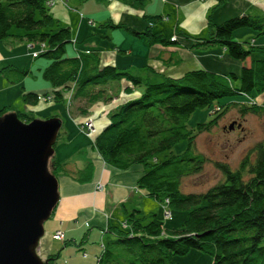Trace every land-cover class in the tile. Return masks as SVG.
Returning <instances> with one entry per match:
<instances>
[{
    "label": "trees",
    "instance_id": "trees-1",
    "mask_svg": "<svg viewBox=\"0 0 264 264\" xmlns=\"http://www.w3.org/2000/svg\"><path fill=\"white\" fill-rule=\"evenodd\" d=\"M146 0H127L139 8ZM224 0H218V5ZM150 25L138 32L122 23L108 21L103 27L131 31L149 38V43H170L163 33L155 32L153 19L160 16L142 15ZM209 35L197 37V47L220 44L234 60L251 65L242 68V74L228 76L209 70L196 69L185 72L180 78L163 76L160 81L150 82L128 71H120L115 65H101L100 51H85L78 56L67 55V46L74 41L71 27L62 26L53 16L47 0H0V41L14 37L31 44H40L45 50L39 54L49 60L42 71L54 91L56 102L63 101L65 92L72 85L76 98L83 97L89 103L104 97L96 88L111 80L127 78L134 86L144 87L138 97L114 109L111 123L106 125L93 140L102 157L119 170L126 171L136 165L144 167L137 184L146 194L168 204L176 211L188 213L181 229H167L158 216L140 210L128 215L125 227H112L114 234L103 252L97 255V264H178L173 255L188 253L193 248L212 256V264H264V141L256 143L240 161L237 168L227 162H214L224 178L207 192L187 194L181 191L185 176L199 174L210 160L202 153L193 152L200 133L209 131L229 108L217 111V119L209 124L200 123L192 129L187 120L200 108L212 106L219 98L252 91L264 93V46L251 45L234 40L238 28L251 27L264 32V18L251 14L236 15L220 24L209 18ZM19 29L21 34L13 32ZM200 44V45H199ZM263 56L255 58V55ZM7 66L4 75L13 67ZM23 76L30 71H20ZM235 80H239L237 86ZM253 97V96H252ZM39 94L26 92L23 102L37 105ZM236 104L241 115L260 113L258 105ZM88 113L87 108H83ZM8 107L0 110L3 116ZM24 122L31 120L28 114L15 111ZM219 113V114H218ZM186 140L188 152L182 156L160 158L161 155ZM56 149V146H55ZM54 158V157H53ZM52 174L65 171L64 164L55 158ZM149 219V220H147ZM66 245L69 242L65 243ZM60 253L48 257L50 264H59Z\"/></svg>",
    "mask_w": 264,
    "mask_h": 264
},
{
    "label": "rangeland",
    "instance_id": "rangeland-1",
    "mask_svg": "<svg viewBox=\"0 0 264 264\" xmlns=\"http://www.w3.org/2000/svg\"><path fill=\"white\" fill-rule=\"evenodd\" d=\"M57 2H61L62 3L61 5L66 7L65 10H67V13L62 12L57 14L58 17L63 16L61 20L59 19L60 24L62 26H65V23L66 25L70 24V27H72V29L75 31L77 27L76 24L80 23V20H82V16L80 15V13L85 15L83 16L85 20L84 22H82L83 26H85V28H83L84 31L81 33L80 36L81 38L79 40L76 35V32L73 31L74 34L73 37L75 39L72 43H70L67 46L68 56L70 57H74L75 55L78 56L79 55V53L77 54L78 51L81 52H85V51L88 52V50L89 51L95 50L98 52L100 51L102 66L113 64L116 67H118L120 71L121 70L128 71L131 74L133 73L135 75H139L142 77V79H146L150 82H154V80H152L153 77L157 78L158 76L157 74L159 73L158 71H156L155 68L149 65L145 67V64H148L146 60L150 59L152 56L157 55L158 48L165 50L167 49V50H171L172 52L173 51L176 52V50L181 48L182 44L184 45L186 44L184 42H188L186 38H184V41L179 40V35L177 32V24L180 23L176 22L177 21L176 11L174 10L173 8L174 5L171 4L172 1L170 0L169 3H165L162 0H146L144 10L141 8L142 15L154 16V14H157L160 16V18L153 19L152 29L155 32L163 33L167 39H170L171 42L165 44L160 42H155L150 44L149 38L146 37L145 35H141L140 37L136 34H133L131 31L129 32L128 30L123 28L115 29L111 27L108 28L103 27L104 26L103 24L109 18H112L114 21L117 22L119 16L121 15L120 13L125 9L132 8L134 10H139L137 7L133 6V4L126 3L127 6H125V3H123L121 0H102V1L90 0V1H86L87 3L81 1V3L83 4V9L85 8V10H83L81 6L80 9L76 11V7H78V5H76L72 0L70 1L47 0V4L51 8V13L53 14V16L55 13L54 5ZM255 2L258 5L254 4ZM247 4H250V6ZM251 4H254V6H251ZM246 5L249 6L248 10L251 13V15L264 18V0H256V1L255 0H224V2L219 5L217 1L216 4L211 5L209 7L208 18H210L212 21L216 22L217 24L222 23L228 18L236 17V15L245 14L246 12H243L241 10ZM175 8L177 7L175 6ZM74 10L76 11L75 13H73ZM168 10L172 12L169 13ZM219 18H221L220 22H218ZM174 23L177 24L175 25ZM140 24L141 23L135 25L140 26ZM148 24L150 25V23ZM174 25L176 26L175 31L173 27ZM146 27H144L142 30H145ZM13 29H14L13 32L15 31V33L21 34V31L19 29H15V28ZM206 31L207 33L210 32L208 30ZM196 36H198L199 38H204L202 35H196ZM233 38L236 41L239 40L244 42V46L248 48L251 45L255 44L254 40L258 38L264 39V32L261 31L260 29L257 30L251 27L238 28L234 32ZM0 44L2 48L4 47L6 50L7 48L8 49L10 48L11 49L10 51L14 53L17 52L18 54H20V58L18 59L20 61L14 63L15 65L12 62L14 66L11 67H13L14 71L13 70L8 71V74L4 75V72L2 71L6 69L9 70V68H6V66L3 65V63L0 64V100L5 101V98H7L9 100V102L7 101V103H11L10 105H12L14 108L17 107L20 110L21 108H23L24 105L22 101L23 100L22 97L24 94L22 90L24 87L29 88L33 85L35 86L34 88H36L42 85L44 86L47 84L49 85V83H47L48 81L47 82L44 81L42 77V72H43L42 70L46 68V66L49 63V60H46L42 56L33 57L35 52H38L40 54L45 50L44 49L45 47L40 44L33 45L31 43H28L27 41L21 42L14 37H10L7 40L0 41ZM13 45L14 47H11ZM191 48H192V53L193 54L195 53V55L199 54L198 52H195V50L203 49V48H197L196 45ZM191 48L189 49L191 50ZM221 48L223 49V46H221ZM127 50H130L131 52L128 53ZM10 51L5 52L4 50L0 49V53L5 54L7 57L12 55ZM29 52L31 54H29ZM201 52H203V50H201ZM254 55L255 58L263 57V56H258L257 54ZM173 56H174L173 59H175L178 56V54L174 53ZM217 56L219 57V59L223 58V55L220 53H218ZM235 61L240 62L242 65V61L240 60L238 61L235 60ZM15 67L20 71H24L26 69L31 73L27 76L25 75L24 78L21 73L18 74V72H16ZM240 70L242 71V68ZM240 70H238L237 73L238 77H240L242 74ZM149 72H153L151 77L147 76L149 75ZM7 83L10 84L9 88L7 87ZM235 83L237 86L240 85L239 80L237 81L235 80ZM119 84H121V86ZM127 84H129L130 87L126 86ZM130 88H132V90ZM143 89L144 87L142 86H134L133 84L130 83V80H128L125 77L122 78L121 80H111V82L107 83V85H103L96 88V92H103L105 98H101L98 101L89 103L88 100H85V98L83 97L76 98L75 96L76 88L75 85H72L70 89L65 92L63 101L56 102V100L54 99L55 97L53 96L54 93L53 89L51 91L50 90L47 91V93L44 94L38 93L39 103L48 104L52 102L56 107L48 108L41 112L33 109H29L25 112L24 111H20V112L24 114H28L29 118H31L30 121L38 120V119L49 120L50 118H61L63 126L60 128L59 137L55 144V146H57V144L63 141V137L65 135L63 131L65 129H67L68 131H70V129H73L74 124L71 125V121L73 120L72 115L84 113L82 111L83 108L84 109L87 108L88 111H90L89 113L90 116H87L84 123H82L81 126L82 130H85L84 127L86 126L88 120H92L94 125L96 124L94 117V115L96 114L98 115L97 116L98 118L99 116L102 115H103L102 117L110 118V120H108V124H110L111 115L114 112V109L122 105L124 102L130 101L131 100L130 98L133 99L134 95L136 94H138V96L141 95ZM263 99H264V93H258L255 90L252 91V95L250 96L243 93L233 94L219 98L218 101H215L212 104V106L208 108L197 109V111L190 116V118L187 120V126L192 129H197L196 127L198 126V124L200 123L209 124L210 121L217 119L218 117L217 111L219 112L220 109L225 110V108H229L227 113L223 115L222 118H220L217 123L215 122L213 123V125L211 126L213 128H211L209 131H204L200 133L199 136L197 137L195 145L192 148L193 152H195L196 154H200V153L204 154L210 160V162H208L205 165L203 171L200 172L199 174L185 176L182 178L181 180L182 192L187 194L207 192V190L212 188V186L221 182L224 178V174L215 167L214 162L216 161L227 162L229 163L231 168L238 167L243 156L248 151L253 149L251 147L252 143L254 144V142L257 141L259 137H262L263 135H260V131L256 130L255 123H253V125L255 126V130H253L251 134L248 130H246L245 123H243L245 129L243 128L244 130H242V128L240 129L238 127L239 125L237 121L236 124L234 125L235 127L233 129L231 128L229 129L230 124L235 122L233 121L230 123V121H232L235 118H241V117L245 118V116L250 115V114L245 116L241 115V113L239 112L240 109L236 107L235 103L240 105L247 104L250 106L255 104L258 105L259 107L260 106L264 107ZM9 110L11 113H15V111L11 107L8 108V111ZM10 112H6L2 117L6 116V114ZM223 123H230V124L224 126ZM251 123H252L251 121L248 122L249 125H251ZM261 126L262 125H260V128ZM72 131L74 132L75 129ZM82 132L85 133V131ZM85 134L89 136L87 133ZM97 136L98 135L95 134V136L94 135L92 136L93 138L89 137L90 143H93L94 142L93 140ZM187 148H188L187 141L182 140L178 142V144L175 145L171 149V151H168L166 154L161 155L160 158H168L171 156H182L188 152ZM100 156L102 155L100 154ZM53 157L54 158L56 157L55 153ZM53 157L50 158V161L48 163V172L50 174L52 173L53 170V166H51V163L54 159ZM103 160L106 163H108L104 158ZM64 166L72 167L74 165L69 166L68 164H66ZM58 176L60 175H57L55 177H57L58 185H59ZM98 188L101 191L105 190V187L102 185H99ZM144 198H146L147 200L144 202L145 205L144 209L146 211L145 214H149L150 212L156 214L158 216V220L159 221L161 220L165 228L169 230L171 229L178 230L182 228V226L184 225L183 222L188 216L187 212L182 210L176 211L172 207H169L166 203L160 201L158 202L157 199H155L153 196L150 195ZM55 208L54 210H56ZM165 210L171 211L172 216L170 218L166 217V214L164 213ZM87 229L90 232L88 237L84 238L85 242L83 243V247L78 245H72V246L70 245L67 248L68 253L64 254L58 259L59 264H65L66 262L64 261H68L69 264H97L96 256L94 255V253L98 251V254L100 255L104 250L103 248L105 246H108V243L110 241L116 240L114 234H112L109 230L105 231L104 228L101 229L99 227H96V229L93 228L91 229L90 227H87ZM58 232H62L64 234V237L62 238L54 237L55 234L57 233L56 231L52 235V239L56 241H60L61 243L62 242L66 243L65 232H63L62 230H59ZM43 239L44 236L41 238V242H43ZM84 253L88 254V256L85 258H83ZM39 256L41 257L40 253ZM172 257L174 262L178 264H212L213 263V259L211 255H208L205 252L203 253L202 251L195 248L190 250L188 253L183 254V256L173 255ZM46 260H48V258Z\"/></svg>",
    "mask_w": 264,
    "mask_h": 264
},
{
    "label": "crops",
    "instance_id": "crops-1",
    "mask_svg": "<svg viewBox=\"0 0 264 264\" xmlns=\"http://www.w3.org/2000/svg\"><path fill=\"white\" fill-rule=\"evenodd\" d=\"M72 1L76 5H78L79 8L76 7L77 11L81 6V8L83 9V4L81 3V1L86 2L90 0ZM121 1L125 3V6H127V0ZM170 1H172L171 4L174 5L173 8L176 11L177 21H175L180 23H174L175 25L177 24L179 40L184 41V38H186L188 42H184L186 44H182L181 48H179L180 50L178 49L176 50V52L158 48L157 55L152 56L150 59L146 60L148 64H145V67L149 65L155 68L159 73L157 74L158 76L156 75L157 78L153 77L152 80L160 81L163 79L164 74L172 78L182 77L185 72L196 69L209 70L223 76H228L230 75V73H235L238 77V70H240L244 66L251 65L252 61L250 57H248L245 62L242 61L241 65L240 62H236L234 59H232L229 55V51H227L224 47L222 49L220 44L201 45V47L197 48L203 49L195 50V52L199 53L198 55L192 53L191 47L195 46L198 43L196 39L198 36L196 35H202L205 38L208 37L210 33H207L206 31H209L208 9L211 5L216 4L218 0ZM61 4V2H57L54 5V17L60 20L63 16L61 15L62 17H58L57 14L62 12L67 13V10H65L66 7L62 6ZM254 4L257 3L255 2ZM254 4H251V6H254ZM247 5L250 6V4ZM247 5L241 10L243 12H246L245 14L250 13L248 10L249 6ZM175 6L177 8H175ZM142 9L144 10V8ZM83 10H85V8ZM76 11L74 10L73 13H75ZM141 11V8H139V10H134L132 8L125 9L120 13L121 15L119 16L117 22L112 18H109L106 22L113 21L117 24L122 23L128 28H132L138 32H141L143 31L142 29L144 27L149 26L146 20H144V18L142 17ZM171 12L172 11H169V13ZM80 15L82 16V20H80V23L76 24L77 27L75 31L71 27L72 33L73 31L76 32L78 40L81 38V33L84 31L83 28H85L82 23L85 20V18L83 17L85 15H83L82 13H80ZM151 16L153 15H150L149 17ZM154 16L159 15L154 14ZM221 18L218 19V22H220ZM139 23H141L140 26H137ZM213 23L215 24L216 22L213 21ZM175 25L173 26L174 31L176 28ZM65 26L70 27V24L66 25L65 23ZM262 39L258 38L254 40V45L264 46V39ZM11 47H14V45ZM189 48H191V50ZM0 49L4 50L5 52H9L11 50L10 48H7V50L4 47L2 48L1 44ZM201 50H203V52H201ZM10 52L12 55L9 57H7L5 54L0 53V64L3 63V65H5L6 67L14 66V63L20 61L18 60L20 58V54H18L17 52ZM127 52L130 53L131 51L127 50ZM174 53L178 54L179 57L177 56L175 59H173ZM218 53L223 55L222 59H219V57L217 56ZM29 54L31 53L29 52ZM12 62L14 65L12 64ZM30 73L31 72H29V74ZM152 74L153 72H149V75L147 76L151 77ZM119 85L121 86V84ZM9 86L10 84L7 83L8 88ZM126 86L130 87L129 84H127ZM34 87L35 86L33 85L29 88L24 87L22 92L24 94L26 92L44 94L47 93V91L52 90V86L50 85V83L49 85L47 84L45 86L42 85L40 87ZM132 88L130 89L132 90ZM135 96H138V94L134 95V97ZM7 101L9 102L7 98H5V101L0 100V110L4 109L5 107H11L14 111L18 110L25 112L29 109H33L41 112L48 108L56 107L52 102L48 104H41L38 102V104L35 106L27 103L25 104L23 102V108L19 110L17 107L14 108L12 105H10L11 103H7ZM89 113L90 111H88V113L72 115L73 120L71 121V125L74 124L73 129H70V131L65 129L63 131L65 134L63 137V141H61L56 146L55 159L60 164L62 163L64 165L68 164L69 166H74L65 167V171L59 174L60 176H58L60 201L55 208L56 210L53 211L52 216L44 224L46 233L43 242L40 243V246L38 248V252L43 259H47L49 255H53L55 253H60V257L64 254H67V248L70 245H78L83 247V243L85 242L84 238H87L90 232L87 227H90L91 229H96V227H99L101 229L104 228L105 231L112 227H124L127 224V219L129 217L128 215L135 212L137 213L138 210H140L144 214L146 212L144 209V202L147 200L144 197H147L148 194H146V192L142 189L138 188L137 184L138 178L144 174V167L141 165H136L130 169H127L126 171H122L112 166L111 164L106 163L103 160L102 156H100V153H98L93 146V143H90L89 136L82 132V123H84L87 116H90ZM97 116V114L94 115L96 121L95 134L99 135L102 131V128L108 125V120H110V118L102 117L103 115L99 116V118ZM233 121H237L239 125L238 127L240 129L242 128V130L245 129L243 125V123H245L246 130H248L250 134L253 130H255V126L253 125V123H255L256 130H259L260 135L263 136L259 137V139L255 141L254 144L252 143V148L256 144V142L264 141V107H261V112L259 114L251 113L250 115L245 116V118H235L230 121V123ZM249 121L252 122L251 125L248 124ZM230 123H223V125L227 126ZM259 124L262 125L261 128ZM74 129L75 131L73 132L72 130ZM99 185L104 186L105 190H99ZM59 230L65 232L66 242H69L68 246H66V244L63 242L61 243L60 241L52 239V235L54 234V232ZM85 255L86 257L88 256L87 253H84L83 258H85ZM94 255L97 257L98 251L94 253ZM64 262H66L65 264H69L68 261Z\"/></svg>",
    "mask_w": 264,
    "mask_h": 264
},
{
    "label": "water",
    "instance_id": "water-1",
    "mask_svg": "<svg viewBox=\"0 0 264 264\" xmlns=\"http://www.w3.org/2000/svg\"><path fill=\"white\" fill-rule=\"evenodd\" d=\"M62 126L61 118L26 123L17 113L0 116V264H50L38 247L60 201L48 163Z\"/></svg>",
    "mask_w": 264,
    "mask_h": 264
},
{
    "label": "built area",
    "instance_id": "built-area-1",
    "mask_svg": "<svg viewBox=\"0 0 264 264\" xmlns=\"http://www.w3.org/2000/svg\"><path fill=\"white\" fill-rule=\"evenodd\" d=\"M162 1H164L165 3L169 2L168 0H162ZM38 56H39V53L35 52L33 57H38ZM84 129L85 130H83V131H85V133H87L89 135V137H92L96 133L95 125L92 122V120H88V122L86 123V126L84 127ZM167 202L168 201H166V204H167ZM164 213L166 214V217H168V218H170L172 216L171 211H169V210H165ZM54 237L62 238V237H64V234L62 232H58L57 231V233L55 234ZM84 257H86V255Z\"/></svg>",
    "mask_w": 264,
    "mask_h": 264
}]
</instances>
